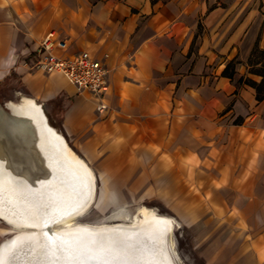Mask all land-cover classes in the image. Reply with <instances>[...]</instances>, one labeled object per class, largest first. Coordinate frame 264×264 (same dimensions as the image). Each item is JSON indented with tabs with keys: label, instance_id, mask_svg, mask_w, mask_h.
I'll use <instances>...</instances> for the list:
<instances>
[{
	"label": "crops",
	"instance_id": "0c3cea01",
	"mask_svg": "<svg viewBox=\"0 0 264 264\" xmlns=\"http://www.w3.org/2000/svg\"><path fill=\"white\" fill-rule=\"evenodd\" d=\"M217 15L207 0H0V82L16 75L29 98L66 103L53 116L83 161L120 183L140 173L202 264H264V100L245 83L261 78L208 67L214 40L235 43ZM49 32L66 42L58 54L104 64L101 101L23 66Z\"/></svg>",
	"mask_w": 264,
	"mask_h": 264
},
{
	"label": "water",
	"instance_id": "95a60500",
	"mask_svg": "<svg viewBox=\"0 0 264 264\" xmlns=\"http://www.w3.org/2000/svg\"><path fill=\"white\" fill-rule=\"evenodd\" d=\"M43 114L52 142L26 125L9 104L0 107V184L37 208L34 226L0 216L13 228L38 233L43 250L26 263L177 264L170 234L155 240L141 226L124 223L56 228L82 215L93 201L95 185L86 163L71 156L51 115L45 109Z\"/></svg>",
	"mask_w": 264,
	"mask_h": 264
},
{
	"label": "rangeland",
	"instance_id": "374dc122",
	"mask_svg": "<svg viewBox=\"0 0 264 264\" xmlns=\"http://www.w3.org/2000/svg\"><path fill=\"white\" fill-rule=\"evenodd\" d=\"M207 5L214 7L219 12L216 20L222 22V27L218 30V35H224L228 30L230 32L233 25L234 28L230 32L229 39L233 38L235 41L234 45L231 46L229 44L227 46L226 44L218 45L216 40H214V58L211 63L208 62V67L218 70L221 65L231 63V69L234 72L233 74H235L236 81L239 76H242V78L247 77L250 75L249 71L252 70L251 66L258 64L264 59V0H207ZM257 41L259 42L256 47ZM204 47L206 48L207 46L200 42L193 44L192 50L197 54V58L199 56L198 53L203 52ZM227 50H229V56L222 55L225 53H220ZM204 57H208V55ZM226 59L228 60L226 61ZM259 66L260 64H258L257 68ZM21 95L29 98L16 75H10L9 78L0 82V107L10 102L19 103ZM36 102L42 104L48 114L51 115L53 122L61 130L73 154L83 160L73 142L65 135L59 120L53 116L52 109L57 106L65 108L66 103L60 100ZM86 165L94 177V198L84 211L85 213L83 212V215L77 217L75 222L82 225L97 226L103 223L104 220L107 221L112 214L120 209H125L129 215H137L139 218L142 216L140 211L144 207L153 209L158 214L175 220L171 235L178 254V258L175 257L177 264H202L194 252L190 230L186 229L184 224L173 214L170 205L156 198L155 195L147 193L146 181L139 185L140 173L128 175L126 182L120 183V180L116 179L120 174H101L93 171L92 166L89 164ZM116 223L118 222H110L108 225ZM16 234L15 228L0 218V245L4 241L13 238Z\"/></svg>",
	"mask_w": 264,
	"mask_h": 264
},
{
	"label": "bare ground",
	"instance_id": "6f19581e",
	"mask_svg": "<svg viewBox=\"0 0 264 264\" xmlns=\"http://www.w3.org/2000/svg\"><path fill=\"white\" fill-rule=\"evenodd\" d=\"M9 105L15 110L18 116L22 117L26 125H29L31 129H34L36 132H40L42 134L41 137L45 138L48 136V140L52 142L51 136L47 134V130L45 129L44 108L41 104L31 98L21 95L19 103L10 102ZM70 154L72 157L77 158L71 151ZM22 198H24L22 195L15 196L7 186L0 184V216L17 221L18 223L26 222L34 226L37 223V208L34 206V209L33 206L22 201ZM140 212L142 216L139 218L137 215H129L125 209H120L112 214L107 221L104 220L103 223L97 225V227L107 226L110 222L124 223L132 226L138 225L141 226L144 231L148 232L146 233V235L149 236L148 238L155 240L158 236L165 237L170 234V250L173 256L178 258L175 243L171 235L174 225L173 222H175V220L162 216L155 210L146 209L145 207ZM76 218L77 217L68 219L56 228H78L82 224L75 222ZM15 230L17 234L0 245V264H27L26 262L30 257H34L35 254H40L43 250V247L40 249V237L38 233L36 234V231L19 228H15Z\"/></svg>",
	"mask_w": 264,
	"mask_h": 264
},
{
	"label": "built area",
	"instance_id": "2783aa9c",
	"mask_svg": "<svg viewBox=\"0 0 264 264\" xmlns=\"http://www.w3.org/2000/svg\"><path fill=\"white\" fill-rule=\"evenodd\" d=\"M66 47L63 39L55 32H49L41 39L36 50L25 57L23 66L31 72L62 75L78 91H87L101 101L108 89L106 67L87 51L72 56L56 52ZM105 109L106 105L100 102L97 110L102 112Z\"/></svg>",
	"mask_w": 264,
	"mask_h": 264
},
{
	"label": "trees",
	"instance_id": "16d2710c",
	"mask_svg": "<svg viewBox=\"0 0 264 264\" xmlns=\"http://www.w3.org/2000/svg\"><path fill=\"white\" fill-rule=\"evenodd\" d=\"M258 42H256V47L258 46ZM258 64H260L259 68H257ZM258 64L252 65L249 72L252 75L258 76L261 78L259 82L254 81L250 78L245 80V83L252 87L256 92V100L261 102L264 100V59H262ZM233 70L231 69V63H229L223 71V76L232 78L233 77Z\"/></svg>",
	"mask_w": 264,
	"mask_h": 264
}]
</instances>
